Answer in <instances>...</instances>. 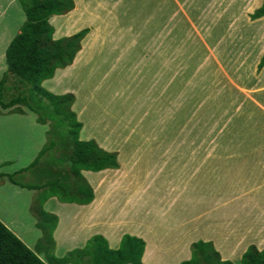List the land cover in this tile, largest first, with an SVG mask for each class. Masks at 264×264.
Returning a JSON list of instances; mask_svg holds the SVG:
<instances>
[{"label": "crops", "instance_id": "1", "mask_svg": "<svg viewBox=\"0 0 264 264\" xmlns=\"http://www.w3.org/2000/svg\"><path fill=\"white\" fill-rule=\"evenodd\" d=\"M98 1L89 5L94 6ZM16 2L19 0H0V24L4 23L5 10L15 6ZM263 2L264 0H203L196 4L195 0H189L190 21L193 18V5H225L228 9L225 18L226 36L217 44H209L207 48L226 47L229 52L223 64H236L237 61L239 65L253 64L255 67L264 53V15L251 18L250 14ZM75 8L76 4L73 9ZM88 13L95 16L90 10ZM88 28L89 33L90 27ZM158 31L156 30V35L159 32L162 35L161 30ZM189 34L185 39L190 40L182 46L183 49H192V37ZM60 35L54 30V38L61 37ZM86 35L82 38L81 47L72 63L61 70L64 75L74 69L76 62L80 63L86 58L85 50L83 52ZM8 38L9 32L3 24L0 27V74L7 68L4 47ZM112 43L115 44L113 41ZM133 45L135 49H163L164 43L163 40L159 44L146 37V41L138 46L136 39L132 37L131 45H127L126 49H133ZM150 57L152 59L148 57L142 65L141 60L135 64L138 66H127L125 69L124 97L130 98L132 95H129V78H134L141 88L136 90L137 97L148 100L147 106H140L141 116H133L132 106L128 105L125 108H109V111L99 107L91 110L92 118L84 114L80 119V139H94L103 149L117 151L118 167L82 171L94 192V198L88 204L61 203L54 196L42 203L45 211L57 217L54 228L51 227L52 239L49 240L53 243V253L56 257H61L71 249L82 247L95 234L102 235L109 247L116 248L122 234L129 233L144 240L141 258L143 264H180L182 260L190 258V244L199 239L212 241L221 259L239 264L248 245L264 248V123L255 127L253 124L248 126L246 122L247 127L241 130L240 126V136L235 141L221 138L220 145L225 144V149L220 154L209 153L207 160L202 154L200 158L195 155L196 158L191 161L185 158L184 162L176 161V138H169L170 133L176 129L175 114L172 119L165 117L167 112H174L172 107L176 91H172L173 106L166 107L161 59L158 56L156 60L153 58L155 56ZM86 59L90 60L88 57ZM91 69L92 66L88 68V72ZM262 69L264 71V65L256 70L253 82L245 78L238 79L241 96L238 99L237 116L242 113L241 117L244 118L245 114H252L264 119V93L256 95L258 89L263 87L261 91L264 90V86L256 85L260 83L259 76L264 73L261 72ZM132 74L135 75L129 77ZM50 78L48 79L52 82L56 79L55 72ZM67 90L64 88L63 91ZM246 100L251 104L242 105ZM9 109L0 110V220L28 247L33 250L39 248L38 255L48 262L49 241L41 243L42 230L36 226L37 218L31 211L39 190L23 187L9 178V175L20 172L34 159L45 143L48 126L38 123L35 113L29 109L23 108L24 112ZM103 111L108 114L104 115ZM149 111H154V114L146 116L145 113ZM229 145H236L237 149L248 147V152H252L250 159L244 160L241 157L240 163L235 162L234 159L239 157L240 152H228ZM214 160L216 165H212ZM186 166L190 170L197 168V173L203 172L204 176H183L180 169ZM214 168L222 177L217 182L209 177L210 171L214 173ZM21 174L19 176L25 178L30 173L25 171ZM100 174L104 175L99 176ZM14 178L19 183L35 184L34 179L23 182L18 175ZM94 178L98 179L94 181ZM230 180L236 181L234 195L229 193L227 184ZM99 189L101 195L98 194ZM231 197L234 202L230 203ZM230 206L236 210L241 209L243 213H234V210L230 212ZM249 212L258 213L254 217ZM236 214L238 218H235ZM251 217L253 223L249 224ZM200 232L208 233L201 235Z\"/></svg>", "mask_w": 264, "mask_h": 264}, {"label": "rangeland", "instance_id": "2", "mask_svg": "<svg viewBox=\"0 0 264 264\" xmlns=\"http://www.w3.org/2000/svg\"><path fill=\"white\" fill-rule=\"evenodd\" d=\"M74 1L75 9L65 14L52 16L54 19L51 18L50 22L57 34H61L60 36L71 35L80 28L90 27V32L83 40L85 47L83 52L85 50L86 58L88 57L90 60L85 58L80 63H76L73 66L74 69L69 72L70 76L62 73L61 70L65 68L56 69V79L53 82L49 79L44 80L41 85L58 94L71 92L74 89L72 93L74 92L76 99L72 109L75 111L76 117L78 114L79 121L84 117V114L92 118L91 110L99 107L109 111V108H125L130 105L133 109V116H141L140 106H147L148 100L140 96L137 97L136 90L141 88L137 86L140 83H137L134 78H129V84H131L129 95L133 96L124 97L125 69L127 66L130 68L138 66L135 64L141 60L140 65H142L148 57L150 60L152 59L150 56H155L153 58L156 60L158 56L161 59L160 66L164 70L163 86L165 87L166 107L173 106L172 91L173 89L176 91L175 104L172 107L175 113L167 112L165 115L166 118L172 119L175 114L176 129L170 133L169 138H176V161L184 162L183 158L191 161L196 158L195 155L200 158L202 154L207 160L209 153L220 154L225 149V144L220 145L221 138L235 141L240 136V126L241 130L247 127L246 122H248V126L253 124L255 127H258L259 123H264V119L256 118L257 116L252 114H245L244 118L241 117L242 113L237 116V104L241 96L238 79L245 78L253 82L256 70H259L258 64L255 67L253 64L239 65L237 61L236 64H223L229 52L226 47L223 49L207 48L209 44H217L226 36L227 22L225 18L228 9L225 5L218 6L210 3H204L201 7L193 5V18L190 21L189 0H99L94 6L89 4H93L96 0ZM198 1L203 0H195V3L197 4ZM89 10L95 16L89 14ZM3 18L5 29L9 32V38L4 47L6 49L11 38L19 32L25 19L20 2H16L15 6L8 7ZM3 24L1 23L0 27ZM156 30H161L162 35L159 31V35H156ZM152 31L154 32L151 33ZM189 33L192 37L190 45L192 49H183L182 46L185 43L188 44L190 40L185 39L190 35ZM132 37L136 39L138 46L146 41V37L149 40L158 41L159 44L163 40V49H151L152 47L135 49L134 45L133 49H126L127 45L130 47ZM112 41L115 43L114 45ZM179 47L180 49H178ZM90 66L92 69L88 72ZM261 72H264L263 69ZM3 74H0V79ZM258 80L260 83L256 85L264 86V73L261 77L259 76ZM160 83H162L161 76ZM5 85L7 91L4 90L3 93L6 100L21 91L27 93L31 86L11 74H8ZM64 88L68 90L63 91ZM262 89L263 87L258 89L257 96L264 93V90L261 91ZM240 101L242 102V98ZM250 104L249 100L242 103L246 106ZM21 107L27 109L23 105ZM103 114L107 115L108 113L103 111ZM148 114H154V111L145 113L146 116ZM47 126L49 128V124ZM247 148L237 149L236 145L227 146L228 152L232 154L240 152L239 157L234 159L237 163L241 162L239 161L241 157L244 160L250 159L252 152H248ZM52 151L53 156H59L57 145ZM57 165L64 164L57 163ZM212 165H216L215 160ZM214 170L215 168L213 169L214 173L210 171L209 177L217 182L222 177L219 172ZM180 172L185 177H191L190 175L194 174L196 178L204 176L203 172L197 173V168L190 170L188 166L181 168ZM18 178L23 182H30L31 179L33 180V175L29 174L25 178L18 176ZM39 181L43 182V179L40 178ZM227 185L230 195H234L236 181L230 180ZM55 199L57 200V198ZM229 202H234V198L231 197ZM38 205L42 206V204L36 206L38 207ZM233 206L237 207V205ZM233 206H230V212L234 210V213H243L241 209H233ZM249 213L255 217V213L258 212ZM147 215L148 213H146ZM235 218H238L237 214ZM55 220L57 221L50 217L48 222L53 226ZM248 223H253L252 217ZM104 239L106 240L105 237ZM106 243L108 245L107 240ZM47 255L54 256L52 241L47 243ZM77 264L92 263L89 257H83Z\"/></svg>", "mask_w": 264, "mask_h": 264}, {"label": "trees", "instance_id": "3", "mask_svg": "<svg viewBox=\"0 0 264 264\" xmlns=\"http://www.w3.org/2000/svg\"><path fill=\"white\" fill-rule=\"evenodd\" d=\"M25 13V20L5 50L6 71L0 79V110L24 112L21 105L35 113L38 123L49 124L46 142L34 159L20 172L9 175L13 183L39 190L31 205L37 218L36 226L42 230L41 243L52 239L48 219L57 218L37 204L49 197L60 202L88 204L93 200L91 184L83 170L99 171L117 168V152L100 147L94 139H80L82 123L76 117L72 105V92L54 93L41 82L54 75L57 68L70 65L81 47L82 38L89 28L84 27L71 35L53 37L54 28L49 22L52 15L65 14L74 8V0H19ZM264 15V2L251 18ZM264 65V53L258 69ZM8 74L21 82L31 84L27 93L20 92L5 99ZM7 91V90H6ZM59 147V156H53L52 149ZM57 163L64 165L58 166ZM29 171L35 184L19 183L14 176ZM1 174V173H0ZM40 178L43 182L39 181ZM56 221V220H55ZM52 227V228H51ZM144 240L136 235L124 233L116 248H110L100 234L92 235L85 245L68 251L61 257L49 256L48 262L39 255V248L28 247L12 230L0 220V264H77L83 257H89L92 264H143ZM191 256L180 264H235L221 259L212 241L196 240L190 244ZM239 264H264V248L248 245L240 257Z\"/></svg>", "mask_w": 264, "mask_h": 264}, {"label": "bare ground", "instance_id": "4", "mask_svg": "<svg viewBox=\"0 0 264 264\" xmlns=\"http://www.w3.org/2000/svg\"><path fill=\"white\" fill-rule=\"evenodd\" d=\"M144 13H145V12H144ZM144 13H143V14H144ZM224 54H225V53H224ZM197 57H198V56H197ZM76 63H77V62H76ZM77 65H78V64H77ZM67 75H69V72L66 74V76H67ZM73 75H74V73H73ZM69 76H70V75H69ZM195 79H196V78H195ZM124 164H125V163H124ZM103 175H104V174H100L99 176H103ZM97 179H98V178H94V181H96ZM100 191H101V190L99 189V190H98V194H99V195H101V194H100ZM192 233H193V232H192ZM200 234H201V235H205V234H207V233H205V232H200ZM192 235H193V234H192ZM192 235H190V236H192ZM150 244H151V243H150ZM240 247H242V245H240ZM234 249H235V248H234ZM234 249H233V250H234ZM230 250H231V249H230ZM236 251H237V250H236ZM236 251H234V252L236 253ZM231 252H232V251H231ZM232 255H233V254H232Z\"/></svg>", "mask_w": 264, "mask_h": 264}]
</instances>
